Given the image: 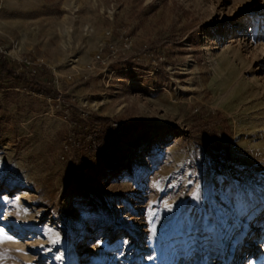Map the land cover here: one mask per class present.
<instances>
[{
	"label": "rangeland",
	"instance_id": "374dc122",
	"mask_svg": "<svg viewBox=\"0 0 264 264\" xmlns=\"http://www.w3.org/2000/svg\"><path fill=\"white\" fill-rule=\"evenodd\" d=\"M0 54L57 92L0 83V264H264V0H2Z\"/></svg>",
	"mask_w": 264,
	"mask_h": 264
},
{
	"label": "trees",
	"instance_id": "16d2710c",
	"mask_svg": "<svg viewBox=\"0 0 264 264\" xmlns=\"http://www.w3.org/2000/svg\"><path fill=\"white\" fill-rule=\"evenodd\" d=\"M14 79L22 86L28 87L32 91L55 96L57 92L50 86H42L40 81L30 77L24 69L17 70L16 67L0 54V83L3 79ZM74 131L76 136L81 135L80 144L89 142L87 153L96 154L104 152L112 144L120 141L137 129V124L114 126L109 124V117L97 113H92L89 117L73 118ZM80 128V130H78ZM205 153L208 156L206 164L207 170L221 171L225 168L230 153V139L222 142L218 137L214 140H206L203 143Z\"/></svg>",
	"mask_w": 264,
	"mask_h": 264
},
{
	"label": "bare ground",
	"instance_id": "6f19581e",
	"mask_svg": "<svg viewBox=\"0 0 264 264\" xmlns=\"http://www.w3.org/2000/svg\"><path fill=\"white\" fill-rule=\"evenodd\" d=\"M6 219H7L6 221H8V219L11 220V221L14 220V218H13L12 216H10V215H8V217H7ZM0 240H1V241H4V240H5V239H4V235H3L2 233H1ZM9 241H10V240H9ZM233 251H234V248H233V250L231 251V253H233Z\"/></svg>",
	"mask_w": 264,
	"mask_h": 264
},
{
	"label": "built area",
	"instance_id": "2783aa9c",
	"mask_svg": "<svg viewBox=\"0 0 264 264\" xmlns=\"http://www.w3.org/2000/svg\"><path fill=\"white\" fill-rule=\"evenodd\" d=\"M1 1H2V0H0V2H1ZM97 58H98L99 60H102V57H101V55H100V54H98V55H97ZM25 62H26L27 64L29 63V62H28V61H26V60H25Z\"/></svg>",
	"mask_w": 264,
	"mask_h": 264
}]
</instances>
